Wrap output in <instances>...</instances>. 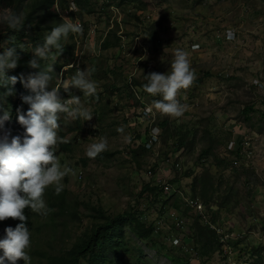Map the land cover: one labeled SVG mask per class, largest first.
I'll list each match as a JSON object with an SVG mask.
<instances>
[{"label":"rangeland","instance_id":"obj_1","mask_svg":"<svg viewBox=\"0 0 264 264\" xmlns=\"http://www.w3.org/2000/svg\"><path fill=\"white\" fill-rule=\"evenodd\" d=\"M76 7L67 18L79 20L83 32L63 42L75 47L61 63L94 68L98 87L96 97L72 88L93 118L62 114L66 136L58 133L56 154L73 170L62 183L79 204L78 219L41 216L27 250L31 264H45L40 252L69 250L91 229L94 207L112 216L135 213L154 228L151 240L140 242L126 227L130 246L141 247L149 264H264V0H83ZM228 30L235 39H227ZM176 48L196 73L178 94L186 111L145 116L159 96L144 91V75L167 72ZM66 70L57 75L67 79L76 69ZM154 130L159 141L148 148ZM102 136L107 151L88 158L87 146ZM147 185L160 191L142 196ZM191 199L203 204L202 214ZM197 225L216 233L206 251L196 244Z\"/></svg>","mask_w":264,"mask_h":264},{"label":"clouds","instance_id":"obj_2","mask_svg":"<svg viewBox=\"0 0 264 264\" xmlns=\"http://www.w3.org/2000/svg\"><path fill=\"white\" fill-rule=\"evenodd\" d=\"M0 24H5L10 33H19L25 27L24 13L5 9L0 12ZM82 32L79 20L64 17L62 22L54 23L50 31L44 32L42 44L28 46L34 53L29 66L39 71L27 78L23 75L19 77L24 87L32 93L22 97L23 102L29 105L27 112L17 109L18 123L24 128L23 137L11 136L10 132L5 131L6 122L12 119V108L7 98L14 95L13 89L0 94V133H3L0 134V221L9 217L20 221L15 227H6L0 236V264H18L20 260L24 264H31L27 251L31 244V231L25 209L47 216L52 209L44 199L45 190L52 187L59 195L64 190L63 178L73 171L67 163L62 168L56 154L61 115L82 121L93 118V113L82 102L81 96L73 95L70 90L75 88L84 97H96L98 85L92 79L95 69L87 67L81 70L76 67L70 78L63 79V73L57 75L54 68L64 51L63 42L68 40L70 34L75 36ZM226 37L229 40L236 38L232 30H228ZM0 48L4 49L0 53V85L15 86L18 77H8L7 72L16 69L20 63L18 49H28L17 40L15 34L8 35ZM195 78L188 53L176 48L167 72L153 71L144 75V91L154 97L159 96L145 109V116L153 114L155 109L171 117H182L187 105L182 103L178 94L180 90L188 89ZM54 81L55 86L49 90V85ZM61 88L69 93L70 98H61ZM117 131L123 133L124 128ZM125 139L131 142L130 136ZM108 146V138L102 136L87 146L85 155L94 159L107 151Z\"/></svg>","mask_w":264,"mask_h":264},{"label":"trees","instance_id":"obj_3","mask_svg":"<svg viewBox=\"0 0 264 264\" xmlns=\"http://www.w3.org/2000/svg\"><path fill=\"white\" fill-rule=\"evenodd\" d=\"M74 2L80 6L83 0H0V12L8 9L11 11H22L25 16V27L19 33H10V30L4 24V27L0 31V44H4L8 35L15 34L17 40L25 44L26 49L21 51L18 49V53L21 56L18 67L14 70H9L7 76H17L18 80L15 86L10 84L0 85V94L7 92L9 88L13 89L14 95L7 98L8 105L12 108L13 117V136L19 135L23 137L24 128L18 123L17 109H23L26 113L29 109V105L22 100L23 96L32 95L31 91L24 87L23 83L19 80V77L23 75L25 78L28 75L36 73L39 69H32L29 66V61L33 58L34 53L28 48L35 47L43 43V34L45 31H50L54 23L62 22V19L56 13V5L62 10H67L70 4ZM54 9V10H53ZM53 10V11H52ZM74 36L69 35L68 39L72 40ZM8 46V45H5ZM74 44H68L64 46L62 55L58 58L57 64L54 66L56 74L61 69L70 64L61 63L66 58L73 57ZM108 46L105 45L104 49ZM3 48H0V53L3 52ZM74 71L69 69L66 72ZM65 72V73H66ZM49 85V90L55 85ZM72 93V89L70 90ZM73 94V93H72ZM74 95V94H73ZM60 96L62 99L70 98L69 93L64 92L61 88ZM264 102V101H263ZM254 112L253 108L245 109L244 113L247 119H250V115ZM62 121V115L61 120ZM59 138L64 139L66 133L62 126L58 130ZM64 149H67L65 146ZM228 148V146H227ZM228 150V149H227ZM241 151V150H240ZM242 154V152H240ZM236 151H230V154L236 156H242ZM208 152L203 153V155ZM226 159H220L217 165H224ZM219 166V167H220ZM160 191L159 188L147 185L142 190V196L155 194ZM48 207L52 211L47 216H42L48 221H52V218L71 217L72 219H78V202H71L68 198V191L63 190L59 195H56L54 189L51 187L48 190ZM25 215L28 216V226L31 233L38 231L40 228L37 223L40 221L41 215L32 212L30 209H25ZM51 216V217H50ZM93 220L91 229L86 232L81 238H79L73 246L65 253L60 255H50L44 252H40V258L46 260L45 264H149V260L146 258V254L141 247H131L126 233V227L129 225L131 232L137 237L140 242H147L151 240L154 234V228L147 226L135 213H125L117 215H107L102 208H92V214L90 216ZM20 221L14 218H7L4 221H0V236L4 234V229L8 226L15 227ZM199 232L196 234V244L201 246L205 251L211 246L212 241L216 237V233L208 229L201 228L199 225ZM202 231H207L209 234ZM201 234V235H200ZM23 260H20L18 264H23ZM42 264V262H41ZM177 264H186L181 261H177ZM188 264V263H187Z\"/></svg>","mask_w":264,"mask_h":264},{"label":"built area","instance_id":"obj_4","mask_svg":"<svg viewBox=\"0 0 264 264\" xmlns=\"http://www.w3.org/2000/svg\"><path fill=\"white\" fill-rule=\"evenodd\" d=\"M55 9H56L57 13L60 12V16L63 17V18L64 17H70L74 13H76V11H77V7H76V4L74 2H72L70 4V6H69V8L67 10H62L58 5H56V8ZM82 27H83V25H82ZM73 66L74 67H72V65H68V66H66V68L68 70L69 69H76V67L79 68V64H77L76 62H74ZM12 125H13V117H12V119L9 122H6V125H5V131L10 132L11 136H13ZM158 131L159 130H154L152 133H150V136H149L148 141H147V147L148 148H152L153 146H155L158 143L159 137H160L159 136L160 133ZM0 134H3V133H0ZM153 137H155V139H153ZM149 145H150V147H149ZM234 145H235V142H231L230 149L231 148L233 149L234 148ZM243 146H244L243 150L246 153H248L247 156L250 157V155H251V152H250V144L248 142H246V143L243 144ZM240 150H241V147H240ZM164 189H165V192H170L172 190L171 186H169V185L165 186ZM189 206L191 208H194L196 211L200 212L201 214L203 213L204 206L198 200H196V199L189 200ZM180 225H181L180 222H178V226H180Z\"/></svg>","mask_w":264,"mask_h":264}]
</instances>
